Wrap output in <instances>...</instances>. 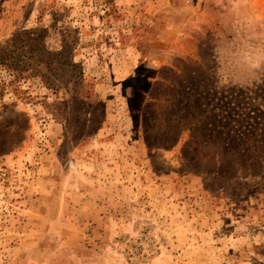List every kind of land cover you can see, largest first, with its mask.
Here are the masks:
<instances>
[{
  "label": "rangeland",
  "instance_id": "374dc122",
  "mask_svg": "<svg viewBox=\"0 0 264 264\" xmlns=\"http://www.w3.org/2000/svg\"><path fill=\"white\" fill-rule=\"evenodd\" d=\"M0 264H264V0H0Z\"/></svg>",
  "mask_w": 264,
  "mask_h": 264
}]
</instances>
